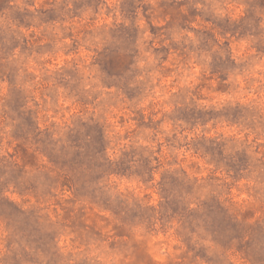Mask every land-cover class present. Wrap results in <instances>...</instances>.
Instances as JSON below:
<instances>
[{"label": "clouds", "instance_id": "9594fccd", "mask_svg": "<svg viewBox=\"0 0 264 264\" xmlns=\"http://www.w3.org/2000/svg\"><path fill=\"white\" fill-rule=\"evenodd\" d=\"M145 2L155 9L150 13L151 23L162 32L154 36L143 11H138L135 24L139 31L128 49L132 62L118 83H111L117 78L109 77L96 58L113 43L111 29L121 23L132 24L121 13V0H104L99 11L88 7L81 9L79 16L72 15L73 0H54V4L51 0H34L32 4L9 0V9L0 14V137L4 141L0 155L8 156L17 143L12 132L19 121L5 114L10 90L15 87L28 95L27 107L37 112L39 128L53 132L57 151L66 144L69 129L82 121L102 127L107 161L114 163L135 148L145 156L158 155L163 164L147 183V173L141 177L109 172L94 183L88 182L86 174L83 182L88 194L77 197L74 189L46 178L45 174L56 177L59 170H54L47 155L36 151V167H25L19 177L13 175V168L0 175V199L11 201L23 213L0 214V264H261L258 257L264 255V240L239 250L236 240L225 246L203 226L192 232L179 216L162 219L164 198L158 185L166 170L183 169L186 182L195 185L192 194L182 197L189 209L217 196L238 218L251 210L253 216L247 224L264 223V52L257 47L264 41V8H251L248 0H195L193 6L203 15L192 22L191 28L197 30L192 31L178 23L166 27L172 16L160 15L161 0ZM50 6H55L63 19L42 23L37 9ZM17 8L37 13L30 27L13 19ZM180 11L187 15L188 7ZM250 11L259 20L258 28H252L259 35L249 33L240 39L231 33L222 36L213 24V20L238 23L244 19L252 26L255 20L248 19ZM205 30L212 31L218 41H209L210 50L200 47L198 32ZM229 38L230 51H226L221 46ZM25 39L31 51L23 49ZM15 41L20 43L13 46ZM49 44L51 49L46 47ZM161 47L169 49L166 59L154 51ZM38 48L43 51H36ZM214 53L225 59L230 56L234 62L223 73L226 79L212 70ZM6 73H14V85ZM125 83L127 89H138V94L130 98ZM221 83L226 90L220 89ZM185 105L217 113L239 106L243 114L236 120L224 115L211 117L207 123L189 128L183 120L170 118ZM149 121L160 123L153 128L146 126ZM173 136L176 146L169 147L166 138ZM200 138L224 142L225 156L246 154L247 166L239 178L224 164L217 166L210 155L191 148V142ZM158 145H163L160 153L156 152ZM173 157L176 162L170 164ZM100 163H105L103 158ZM14 164L21 162L15 159ZM32 183L37 185L35 193L20 191ZM102 196L110 197L113 206L105 207ZM117 197L129 209L138 202L148 210L146 217L133 218L130 212L119 211ZM44 234L50 238L41 241ZM249 239L245 236V242ZM201 247L206 250L204 257L197 255Z\"/></svg>", "mask_w": 264, "mask_h": 264}, {"label": "rangeland", "instance_id": "374dc122", "mask_svg": "<svg viewBox=\"0 0 264 264\" xmlns=\"http://www.w3.org/2000/svg\"><path fill=\"white\" fill-rule=\"evenodd\" d=\"M27 4H32L34 0H24ZM50 0H46V3ZM54 4V0H51ZM195 0H161L160 8L163 11L160 13L161 16L171 15L172 21L166 27H172L173 24L178 23L181 28H187L192 31H197L191 28L192 22L198 15H203L194 6ZM251 8L261 7L264 8V0H248ZM74 8L71 10L73 16H79L81 9H87L92 7L94 10L99 11L100 6L104 3V0H73ZM188 7V14L185 15L180 11L182 7ZM9 0H0V14L6 9H9ZM66 7V3L61 5L60 11ZM120 10L125 19L132 21L131 26H125L119 24L110 30L111 36L113 37V43L106 45L103 51L99 52L96 58L101 69L107 73L109 77H116L117 79L111 80V83H118L119 78L123 77L124 72L127 70L129 64L132 62V55L128 52L135 44L137 33L139 29L136 27L135 21L137 19L138 11L142 10L145 19L149 23V27L154 36H159L162 29L152 25V15L155 9H153L150 3H146L145 0H121ZM112 10L109 9V12ZM40 20L42 23H51L57 20H62L63 17L59 14V11L55 6L48 8L41 7L37 9ZM37 13H32L27 9L20 10L17 8L13 13V19L18 22L19 25L30 27L32 25L33 18ZM206 19L213 20L212 17H206ZM249 20H255V24L250 26L244 19L240 22H232L229 19L224 20H213V24L216 29L220 32V35L227 36L231 33L232 37L240 39L247 34L251 33L259 35V32L253 33L252 28L259 25V20L254 17L253 12H249ZM202 36L200 47L202 49L210 50L212 43H218L212 31L205 30L198 32ZM35 35V34H33ZM71 35V33H69ZM230 39L225 41L221 46L224 50L230 51L229 43ZM13 40L15 38L13 37ZM119 41L120 43H116ZM20 42L15 41L13 46L18 45ZM163 44V41H160ZM51 49L52 45L46 46ZM77 47L76 42L73 44V50ZM176 47V45H173ZM259 51L264 52V41L257 45ZM23 49L25 51H31L28 47V41L25 39ZM40 52L43 49H36ZM155 53L157 55L163 53V58H167L169 49L166 47L156 48ZM134 52V50H133ZM234 66V62L230 56L225 59L219 55V53L213 54L212 70L214 73H220L221 79H226L223 75L224 71ZM69 74L74 75L71 70H68ZM10 84H15L14 73H6ZM0 78H3L0 75ZM127 89V84L125 83ZM227 86L223 83L220 84L221 90H226ZM138 89H127L129 97H133L138 94ZM29 97L23 89L13 87L10 90V97L6 101L7 108L6 115L11 116L13 120H18L12 132L13 140L17 141L12 152L8 153V156L0 155V175H4L9 168H13V175L19 177L23 175L25 167L32 166L36 167L38 158L36 151H39L47 155L49 161L53 164L54 170H59L56 177L46 178L51 180L53 184L60 183L62 187H67L69 190H75L74 194L77 197L87 195L88 189L85 187L84 177L87 174L88 182L94 183L100 180L106 173H115L122 176L140 175L144 177L147 173V178L144 180L145 183L153 179L152 173L159 168L163 167L160 162L158 155L149 154L145 156L143 152H137L133 148L130 152H125L123 156L116 162L107 161L105 156V147L107 141L103 138L102 127L97 124H86L82 121L75 123V127L70 128L65 134L66 144L60 146L59 151L56 149L58 143L53 139V132L50 129L41 130L38 126L36 116L37 112L27 107ZM15 115H12V114ZM242 110L239 106L236 108L225 109L220 113L210 111L205 112L199 110L196 107H179L170 117L175 121L183 120L189 125V128L195 127L199 123H207V119L224 115L230 117L233 120L238 119L242 115ZM140 123L143 125L144 120L142 114L139 115ZM159 121L156 124H152L149 121L148 127H158ZM177 138L175 136L166 138V143L169 147H175L173 143ZM3 138L0 137V148L3 147ZM12 140L8 141V147H12ZM181 147H187L188 145H179ZM191 148L195 152L210 155L212 162H215L217 166L224 164L229 170H233L236 173V177L239 178L241 169L247 166V157L243 152H238L235 156H225L224 142H217L216 140H207L200 138L191 142ZM35 147L34 151H30L31 148ZM163 151V145H158L156 152L160 153ZM139 155V159L136 157ZM103 158L105 163L101 164L100 159ZM18 159L21 164H14V160ZM156 160V164L153 165L152 161ZM176 158L173 157L169 163H175ZM186 174L183 169L166 170L161 174L159 181L160 194L163 196V202L161 203V218L172 219L179 216L185 223V225L192 231L195 232L198 227L203 226L213 238L218 242L223 243L225 246H231L232 241L236 240L237 247L239 250L249 249L253 242L264 240V223L257 221L255 225H249L246 223L248 219L253 216L251 210L240 214L241 218H238L236 214L232 213L224 203L217 196H209L207 199L200 202L199 206L194 209H189L187 203L182 198L185 193L192 194L195 189L193 183L186 182ZM6 186V185H5ZM18 187H20L18 185ZM37 185L35 183L25 185L20 188V191L36 192ZM3 188H0L2 192ZM94 191V190H93ZM101 202L105 207H112L111 198L107 196L101 197ZM116 208L119 211L130 212L131 217L140 216L145 218L147 215L146 209H142L140 204L137 202L136 207L129 209L126 202L121 201L117 197ZM11 210V211H9ZM71 211V210H69ZM0 214L4 215H23L21 210L7 199H0ZM34 215V213L32 214ZM38 231V229H37ZM245 236H250L247 242H245ZM50 236L48 234L41 235L39 239L46 241ZM190 239V237L188 238ZM190 250L193 248L189 244ZM197 255L204 257L206 250L201 247ZM261 264H264V255L258 257Z\"/></svg>", "mask_w": 264, "mask_h": 264}]
</instances>
